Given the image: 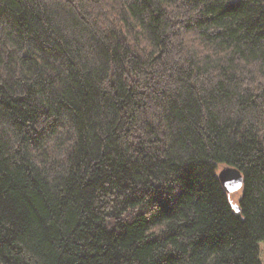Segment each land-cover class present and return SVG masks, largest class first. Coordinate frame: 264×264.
<instances>
[{"label": "trees", "instance_id": "16d2710c", "mask_svg": "<svg viewBox=\"0 0 264 264\" xmlns=\"http://www.w3.org/2000/svg\"><path fill=\"white\" fill-rule=\"evenodd\" d=\"M261 243L264 0H0V264H263Z\"/></svg>", "mask_w": 264, "mask_h": 264}, {"label": "water", "instance_id": "95a60500", "mask_svg": "<svg viewBox=\"0 0 264 264\" xmlns=\"http://www.w3.org/2000/svg\"><path fill=\"white\" fill-rule=\"evenodd\" d=\"M219 179L225 191L230 195L243 187V175L236 166L226 164L219 170ZM233 207L239 214L241 209L238 203H233Z\"/></svg>", "mask_w": 264, "mask_h": 264}, {"label": "rangeland", "instance_id": "374dc122", "mask_svg": "<svg viewBox=\"0 0 264 264\" xmlns=\"http://www.w3.org/2000/svg\"><path fill=\"white\" fill-rule=\"evenodd\" d=\"M220 168H222V165L220 166ZM239 195H240V190L237 191V192H235V193H233V194H230V197H232V198L235 199V198H237V196H239ZM260 245H261L260 257H261L262 263L264 264V244L261 243Z\"/></svg>", "mask_w": 264, "mask_h": 264}]
</instances>
